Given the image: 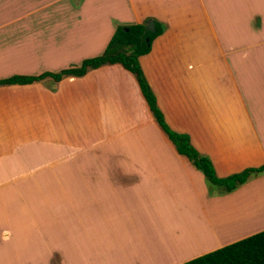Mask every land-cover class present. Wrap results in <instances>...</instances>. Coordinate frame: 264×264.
<instances>
[{"label": "crops", "instance_id": "1", "mask_svg": "<svg viewBox=\"0 0 264 264\" xmlns=\"http://www.w3.org/2000/svg\"><path fill=\"white\" fill-rule=\"evenodd\" d=\"M148 17L165 28L139 64L169 126L220 177L264 164V0H0V80L79 66ZM260 184L210 196L119 63L0 85V264H29L31 238L38 264H180L264 229L222 241L206 218Z\"/></svg>", "mask_w": 264, "mask_h": 264}, {"label": "trees", "instance_id": "2", "mask_svg": "<svg viewBox=\"0 0 264 264\" xmlns=\"http://www.w3.org/2000/svg\"><path fill=\"white\" fill-rule=\"evenodd\" d=\"M148 20L153 21V30L147 29ZM164 28L163 23L151 17L140 23L118 25L104 51L99 55L85 58L79 66L66 68L57 73L46 72L39 76L13 75L1 79L0 85L29 83L46 75L59 80L65 75L79 76L91 68L119 63L134 74L159 129L176 152L203 174L209 194L212 195L213 189H217L220 194L233 192L251 178L264 174V164L246 167L239 172L220 177L216 174L210 157L196 149L189 134L175 131L169 126L139 64V56L149 52L153 39L162 33ZM180 264H264V229Z\"/></svg>", "mask_w": 264, "mask_h": 264}, {"label": "rangeland", "instance_id": "3", "mask_svg": "<svg viewBox=\"0 0 264 264\" xmlns=\"http://www.w3.org/2000/svg\"><path fill=\"white\" fill-rule=\"evenodd\" d=\"M255 177L251 178L254 179ZM250 179V180H251ZM249 180V181H250ZM260 187L264 188L263 185H259ZM212 195L210 196H215V197H223L224 195H227L229 193H224L220 194L217 189H213ZM231 193V192H230ZM263 197V198H262ZM259 198L264 199V189H261L259 187H256V189L252 191H247L240 193L239 195L228 199L224 201L218 202V204L215 203H206V207L210 208V210L213 212L208 211L207 214V219L208 221V227L210 230H213L214 233L221 235L220 238L221 240H226V238L230 237H237L240 235H243V233H248V231L252 229H256L257 227L263 226L264 225V209L261 210V212L256 215L253 219L250 221L248 220L252 216H246L245 212H247L250 208L251 209L249 212L253 211L254 209L258 208V203L260 204L261 201L258 200ZM218 205L219 208L221 209L220 211H214L213 210V205ZM231 204V205H230ZM255 205V207H253ZM230 206V207H229ZM260 208V207H259ZM220 223V224H219ZM225 224V225H224ZM218 226H225L226 228L221 230L218 229ZM192 230V229H191ZM238 231L239 234H236ZM34 235V234H33ZM37 245H36V239L31 238L29 242L27 243V246L17 253V257L20 261L23 260H29V264H38V261H36L34 258L37 255ZM4 255H1V257Z\"/></svg>", "mask_w": 264, "mask_h": 264}, {"label": "water", "instance_id": "4", "mask_svg": "<svg viewBox=\"0 0 264 264\" xmlns=\"http://www.w3.org/2000/svg\"><path fill=\"white\" fill-rule=\"evenodd\" d=\"M146 27H147V29H149V30H153V29H154L153 21H152V20H148V21L146 22Z\"/></svg>", "mask_w": 264, "mask_h": 264}]
</instances>
